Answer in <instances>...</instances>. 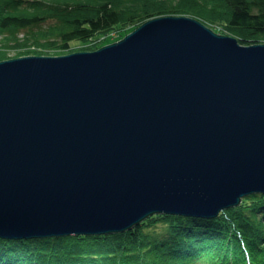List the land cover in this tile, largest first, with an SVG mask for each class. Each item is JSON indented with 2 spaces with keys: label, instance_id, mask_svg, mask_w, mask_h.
<instances>
[{
  "label": "water",
  "instance_id": "obj_1",
  "mask_svg": "<svg viewBox=\"0 0 264 264\" xmlns=\"http://www.w3.org/2000/svg\"><path fill=\"white\" fill-rule=\"evenodd\" d=\"M264 194V44L194 17L0 61V239L216 218Z\"/></svg>",
  "mask_w": 264,
  "mask_h": 264
},
{
  "label": "trees",
  "instance_id": "obj_2",
  "mask_svg": "<svg viewBox=\"0 0 264 264\" xmlns=\"http://www.w3.org/2000/svg\"><path fill=\"white\" fill-rule=\"evenodd\" d=\"M0 6L3 45L23 46L26 38L58 54L71 42L101 48V39L165 16L220 25L224 31L216 32L244 46L264 43V0H1ZM6 57L1 50L0 61ZM0 264H264V194L212 219L154 215L113 235L0 239Z\"/></svg>",
  "mask_w": 264,
  "mask_h": 264
},
{
  "label": "rangeland",
  "instance_id": "obj_3",
  "mask_svg": "<svg viewBox=\"0 0 264 264\" xmlns=\"http://www.w3.org/2000/svg\"><path fill=\"white\" fill-rule=\"evenodd\" d=\"M0 3H1V0H0ZM3 12H4V9L0 8V18H2L1 17L2 15H4V14H2ZM208 27H210L211 29H213L214 32L215 33H218V34H219V32H216L218 29L223 30V27L220 26V25H216V26H213V27L212 26H208ZM135 30H133V31H135ZM133 31H131L130 33H132ZM27 32H28V30L25 31V34ZM130 33H128V34H130ZM4 34H6V33H4ZM126 36H124V37H126ZM227 36H232V35H227ZM124 37H120L119 35H117V33H114V34H111L110 35V38H108V37L103 38V39H101L100 42H104V44H105L104 46H106V45H109V44H113L115 42H118L121 39H123ZM233 37H235V36H233ZM235 38H237V37H235ZM23 40L24 41L22 43H20V45H23V46L16 47L14 44H11V43L6 46L5 44L3 45V43H6L7 42V38H4V35H0V51L2 50V51L5 52V54H7V57L4 58V59H1V61L11 60V59L21 58V57H27V56H35V55H25L27 53L26 51H28L30 48L31 49H34L35 51H38L37 52L38 54L39 53L41 54V55H38V56H52V57H55V56H65V55H70V54L77 53V52H92V51H96V50L99 49L98 48V49H95V50H84V49H82V47H84L83 45L85 43L71 42L69 48L63 49L61 51V53L58 54L59 49L58 50H54L53 49V51L52 50H46V49L40 47L39 45H37L35 42H33L31 40L27 42V40H29V39H26L25 38ZM37 41H43V40L39 39ZM24 44H26V45H24ZM258 44H264V43H258ZM40 51H43V52H40ZM17 54H20V56H17ZM253 194H259V193H253ZM246 197H248V196H246ZM246 197H244V198H246Z\"/></svg>",
  "mask_w": 264,
  "mask_h": 264
},
{
  "label": "bare ground",
  "instance_id": "obj_4",
  "mask_svg": "<svg viewBox=\"0 0 264 264\" xmlns=\"http://www.w3.org/2000/svg\"><path fill=\"white\" fill-rule=\"evenodd\" d=\"M174 17H181V16H174ZM220 35H222V34H220ZM154 216V215H153ZM152 217V216H151ZM150 218V217H149ZM119 233H121V232H116V233H111V234H107V235H113V234H119ZM96 236H99V235H96ZM71 237V236H70ZM62 238H64V237H62ZM38 238H32V239H29V240H25V241H30V240H37ZM8 241V240H7Z\"/></svg>",
  "mask_w": 264,
  "mask_h": 264
},
{
  "label": "clouds",
  "instance_id": "obj_5",
  "mask_svg": "<svg viewBox=\"0 0 264 264\" xmlns=\"http://www.w3.org/2000/svg\"><path fill=\"white\" fill-rule=\"evenodd\" d=\"M223 35V34H222Z\"/></svg>",
  "mask_w": 264,
  "mask_h": 264
}]
</instances>
